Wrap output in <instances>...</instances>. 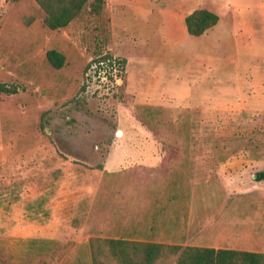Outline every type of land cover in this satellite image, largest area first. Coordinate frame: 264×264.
I'll return each instance as SVG.
<instances>
[{
	"label": "rangeland",
	"instance_id": "1",
	"mask_svg": "<svg viewBox=\"0 0 264 264\" xmlns=\"http://www.w3.org/2000/svg\"><path fill=\"white\" fill-rule=\"evenodd\" d=\"M197 9L220 16L201 37ZM44 16L0 0V264H87L93 238L264 252V0H107L100 23L59 30ZM95 27L123 66L92 62Z\"/></svg>",
	"mask_w": 264,
	"mask_h": 264
},
{
	"label": "trees",
	"instance_id": "2",
	"mask_svg": "<svg viewBox=\"0 0 264 264\" xmlns=\"http://www.w3.org/2000/svg\"><path fill=\"white\" fill-rule=\"evenodd\" d=\"M34 1L43 10L45 15L43 20L44 26L50 30L67 28L72 22L82 16H88L100 23L107 4V0ZM219 22L220 16L208 9H197L185 18L187 32L194 37L204 36L208 31L217 26ZM94 30H98L101 33L100 36H96L92 62L101 66H112L115 63L123 66L124 60H116L110 53L104 51V43L107 40L104 30L97 27ZM47 59L55 69H61L66 61L65 55L56 50L49 51ZM0 91L11 92L5 84H0ZM158 112L157 109L146 108L140 113V117L150 119ZM256 176L257 181H264V171L258 172ZM22 244L26 252L31 253L35 249H38V255L41 256H46V251L50 247L52 251L51 260L55 259L60 251L57 243L50 240L32 239L23 241ZM88 247L90 256L87 264H164L172 258L176 259V264H264V253L232 249L195 246L182 247L155 242L98 238L91 239ZM14 254L9 257L12 261L11 264H36L34 263L35 258L22 259ZM1 262L2 252L0 247ZM40 264L46 263L43 260ZM63 264L70 263L64 262ZM74 264L86 263L81 259Z\"/></svg>",
	"mask_w": 264,
	"mask_h": 264
},
{
	"label": "crops",
	"instance_id": "3",
	"mask_svg": "<svg viewBox=\"0 0 264 264\" xmlns=\"http://www.w3.org/2000/svg\"><path fill=\"white\" fill-rule=\"evenodd\" d=\"M223 249H229V248H223ZM232 250H234V249H232ZM251 252V251H250ZM259 253H264V252H259Z\"/></svg>",
	"mask_w": 264,
	"mask_h": 264
},
{
	"label": "water",
	"instance_id": "4",
	"mask_svg": "<svg viewBox=\"0 0 264 264\" xmlns=\"http://www.w3.org/2000/svg\"><path fill=\"white\" fill-rule=\"evenodd\" d=\"M255 178H257V176Z\"/></svg>",
	"mask_w": 264,
	"mask_h": 264
}]
</instances>
